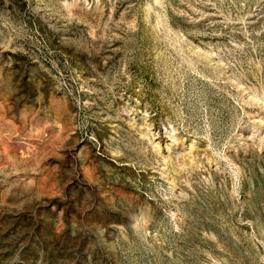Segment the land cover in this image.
I'll list each match as a JSON object with an SVG mask.
<instances>
[{"label": "rangeland", "instance_id": "1", "mask_svg": "<svg viewBox=\"0 0 264 264\" xmlns=\"http://www.w3.org/2000/svg\"><path fill=\"white\" fill-rule=\"evenodd\" d=\"M0 264H264V0H0Z\"/></svg>", "mask_w": 264, "mask_h": 264}]
</instances>
